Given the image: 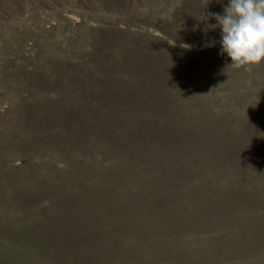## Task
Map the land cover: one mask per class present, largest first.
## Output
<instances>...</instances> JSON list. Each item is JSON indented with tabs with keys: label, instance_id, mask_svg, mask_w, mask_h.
Instances as JSON below:
<instances>
[{
	"label": "rangeland",
	"instance_id": "rangeland-1",
	"mask_svg": "<svg viewBox=\"0 0 264 264\" xmlns=\"http://www.w3.org/2000/svg\"><path fill=\"white\" fill-rule=\"evenodd\" d=\"M129 1L133 3L129 6L131 11L141 7L159 16L174 15L170 10L180 2ZM192 1L196 2L188 0V3ZM196 3V7L188 4L189 9L183 12L195 17L191 26L208 34L212 41L201 42V38L191 34L189 44L194 49L190 50L187 46H162L147 36L144 40H135L116 34L117 42L110 45L115 54L110 61L99 65L93 60L100 54V49L95 50L100 33L90 37L83 28L76 27L81 21L92 25L106 18L96 10L90 12L81 0H76L67 14L51 12L39 20L36 10L28 16L26 27L40 25L41 29L42 24L56 27L55 34L47 38L50 45H56L55 38L61 39L60 46H56L61 49L83 41L86 47L92 45L94 51L85 48L80 60L72 65L61 67L54 63L50 77L38 90L45 86L51 90L56 84L58 87L49 92L51 100L48 97L37 100L36 107L29 111L23 108L19 111V101L23 100L21 83L14 79L12 84L7 82L5 88L3 84L8 78L0 81L3 92L0 95V264H145L144 253L149 245L137 239L143 236V229L137 225L145 219L140 213L141 197L143 192L144 197H148L146 183L150 180L142 178L137 183L140 185L138 193L133 192L132 186L142 176L137 163L143 157L148 158L143 161L146 165L155 161L154 165L165 171V179L160 181L166 189L156 194L163 196V200L171 198L169 203H175L174 207L180 210L187 209L189 196L199 197L203 191L202 198L210 197L215 190L235 186L228 184V178L218 172L226 167L224 158H227L229 144L219 131L213 132L210 128L228 117L225 114L233 116L237 111L258 109L261 110L259 117L264 116V63L231 67V58L226 53L221 55L222 34L206 28L210 22L217 21L210 14L223 15L229 0ZM206 4H211L208 7L213 10L207 9ZM9 5L8 0H0V26H6L7 19L14 18L7 10ZM26 12L30 14V9ZM7 36L8 32L0 27L1 40ZM123 46L157 53L159 62L171 56L166 59L185 85L172 81L159 88V83L150 81V75L136 76L134 72L141 69L139 66L146 60H136L130 66L128 55L122 53ZM221 84L225 88H219ZM215 86H218L215 92H211ZM109 87L113 91H109ZM237 89L253 96L241 97ZM117 91L143 95L140 102L149 95L146 103L153 104L151 110L191 132L164 134L162 140L150 141L144 149L119 148L107 155V112L114 114L112 110H117L121 116L117 120L122 121L131 116L121 93H114ZM161 93L167 96L157 99ZM38 98L37 95L35 101ZM214 100H217L215 104ZM219 101L225 104L221 112H218ZM163 108L164 111L159 112ZM133 113L138 115V112ZM130 166L134 172L127 171ZM252 183L244 188L251 189L257 184ZM187 187L191 191L179 200ZM260 198L264 201V188ZM183 199L187 203L179 207ZM133 206L139 208L138 215L132 212ZM163 210L157 208L158 212ZM231 218L228 226L234 234L238 225L248 222L228 212L227 221ZM166 228L161 230L166 231ZM195 235V231L186 232L183 243H173L175 255H182L187 246L184 243L191 246L190 240L195 242ZM203 236L204 232L199 234L200 239Z\"/></svg>",
	"mask_w": 264,
	"mask_h": 264
},
{
	"label": "trees",
	"instance_id": "trees-1",
	"mask_svg": "<svg viewBox=\"0 0 264 264\" xmlns=\"http://www.w3.org/2000/svg\"><path fill=\"white\" fill-rule=\"evenodd\" d=\"M81 1L88 11L96 10L95 12L103 15V18L106 17L100 23L87 25L81 21L76 26L83 28L90 37L100 33L96 37L97 45L95 47V50L100 49V54L93 60L98 65L100 62L110 61L112 55L115 54L111 51L110 45L117 42L116 34L135 40H144L147 36L162 46L170 48L187 46L190 50L194 49L189 44L192 42L191 34L194 35L193 37L201 38V42H209L213 39L202 30H196L191 26L195 17L183 12L189 9L188 4L198 6L196 2L200 0L192 1V3H188V0H180L174 9L170 10L174 14L170 16H159L141 7L131 11L129 6L133 3L129 0H91V3L87 0ZM8 2L11 5L7 10L14 18H8L5 22L6 26H0L8 32L5 40L0 38V81L4 82V77L8 78L3 84L5 88L8 86L6 83L12 84L14 79L21 83L23 100L19 101V111L22 108L29 111L36 107L37 100H42L44 97L51 100V96L48 95L49 92L51 93L54 88L58 87L56 84L51 90L49 86L38 90L39 86L45 85L46 79L50 77L54 63L61 67L72 65L73 62L80 60L85 48L89 52L94 51V48L92 45L86 47V42L81 41L70 46L69 49H61L56 47L61 44L60 38H55V46L50 45L47 40L49 36L55 34L56 27L54 25L46 27L47 25L42 24L41 29L40 25H36V28L35 25L26 27L28 16L34 14L36 10H38L39 20L46 18L45 14L51 12L58 11L59 14L63 15L71 10L70 8L76 4V0H8ZM209 5L211 4H206V8L213 10L208 7ZM183 7L185 8L183 9ZM28 9H30V14L26 12ZM217 25L218 21L210 22L206 28L216 29V33L222 34V28ZM153 44L155 45V43ZM122 48L124 49L122 53L129 57L130 66L136 60H146L143 65L139 66L141 69L134 72L136 76L143 78L150 75V81L159 83V88L163 83L168 85L172 81L182 82L180 78L176 77V71H172L167 60L172 58L171 56H166L167 59L162 58V61L159 62L156 60L157 53L136 51L134 46H128L127 49L125 46ZM182 83L184 86V82ZM135 84L136 82L133 86ZM217 87L211 88V92H215ZM220 87L225 88L222 84L219 85ZM109 91H113L111 87H109ZM114 93H121V91ZM236 93L241 97L253 96L251 93L240 89H237ZM2 94V88H0V95ZM37 95L39 98L35 101ZM120 95L125 99L124 102L131 111V116L126 121H122L117 120L121 119L117 110H112L114 114L107 112V133L109 134L107 155H110L112 150L119 148L138 147L144 149L150 145V141L158 138L162 140L164 134L171 136L173 133L180 132L183 135H188L191 132V130L188 131L175 122L173 123L169 117H162L160 113L159 117L157 111L151 110L153 104L146 103L149 95L143 102H140L139 99L143 95H138L133 91H124ZM166 96V94L161 93L157 99ZM32 97L33 100L30 101ZM216 101L214 100V104ZM219 102L221 107L219 106L218 112H221L225 109L222 104H225L222 101ZM131 107L136 109L132 110ZM163 111L164 108L159 112ZM260 111L258 109L248 112L237 111L233 116L225 114L228 117L212 125L210 130L219 131L220 135L223 136L222 138L225 139V143L229 144L226 148L227 158H224L226 159L224 160L226 167L218 170V172L223 174L221 177L228 178V184L235 186L215 190L210 197L202 198L203 191L199 197L189 196L187 209L180 210L174 207L175 203H169L171 198L163 200V196L156 194V192L159 193L160 189L165 188L160 181L165 179V171L156 167L155 161L153 162L155 165L143 163L144 160L148 159L147 157H143L140 162L138 161L137 165L141 167L142 176L132 184L133 192L135 190L138 193L140 185L137 183L142 178L150 180L149 184L146 183L149 185L146 190L148 197H144L145 192L141 197L143 200H141L140 213L145 215V219L140 226L137 225L143 229V236H137V239L145 240V246L149 245L146 253H144L145 260L143 262L145 264H264V201L260 198L264 188V116L259 117ZM133 112H138V115L136 116ZM253 112L254 114H252ZM246 154L247 156H245ZM127 171L134 172L132 166ZM119 179L121 181V175H119ZM251 182H257V184L249 189L253 185ZM249 183V187L244 188ZM190 191V187L184 188L179 200L187 196ZM202 199L207 202L205 206ZM196 200H199L198 203L193 204ZM186 203L185 199L179 201V207ZM158 207L164 210L158 212ZM153 209L154 212H152ZM177 211H181V213ZM132 212L138 215L139 208L133 206ZM228 212L232 217L248 220L246 224L242 223L241 226H237L238 231L235 234L228 226L232 220L231 218L227 221ZM164 226L167 227L166 231L161 230ZM190 231L196 232L195 242L191 239V246L187 242L184 243L187 246L183 254L175 255L176 249H172L173 243H183L185 233ZM202 232L205 236L200 239L199 234ZM139 259L140 257L137 258V263Z\"/></svg>",
	"mask_w": 264,
	"mask_h": 264
},
{
	"label": "clouds",
	"instance_id": "clouds-1",
	"mask_svg": "<svg viewBox=\"0 0 264 264\" xmlns=\"http://www.w3.org/2000/svg\"><path fill=\"white\" fill-rule=\"evenodd\" d=\"M222 28V52L231 67L264 62V0H229L224 14H210Z\"/></svg>",
	"mask_w": 264,
	"mask_h": 264
}]
</instances>
